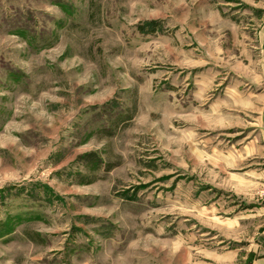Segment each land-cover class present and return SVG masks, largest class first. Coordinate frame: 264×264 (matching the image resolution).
<instances>
[{"label": "rangeland", "instance_id": "rangeland-1", "mask_svg": "<svg viewBox=\"0 0 264 264\" xmlns=\"http://www.w3.org/2000/svg\"><path fill=\"white\" fill-rule=\"evenodd\" d=\"M0 264H264V0H0Z\"/></svg>", "mask_w": 264, "mask_h": 264}, {"label": "trees", "instance_id": "trees-1", "mask_svg": "<svg viewBox=\"0 0 264 264\" xmlns=\"http://www.w3.org/2000/svg\"><path fill=\"white\" fill-rule=\"evenodd\" d=\"M90 155L91 154H88L86 157H89ZM90 163L92 166L96 167L99 164V160L97 158H94V156H91Z\"/></svg>", "mask_w": 264, "mask_h": 264}]
</instances>
